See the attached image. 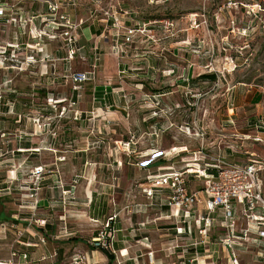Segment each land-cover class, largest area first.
Segmentation results:
<instances>
[{
	"label": "rangeland",
	"instance_id": "obj_1",
	"mask_svg": "<svg viewBox=\"0 0 264 264\" xmlns=\"http://www.w3.org/2000/svg\"><path fill=\"white\" fill-rule=\"evenodd\" d=\"M120 5L130 20L174 21L173 35L160 22L157 41L137 35L125 48L126 63L134 67L131 60L154 54L176 68L164 70L171 74L161 81L145 79L146 92L125 96L126 112L109 115L110 105L82 113L85 98L68 106L70 71L94 68L95 76L98 69L87 47L76 51L80 28L70 57L68 39L37 16L47 12L42 0H0V264H70L79 254H88L81 264H264L257 234L226 245L220 209L206 234L199 231L201 208L193 207L177 223L184 233L167 236L160 214L169 190L151 182L153 174L204 160L264 163V137L256 138L264 131V0ZM92 8L91 0H79L77 16L87 19ZM58 51L67 58L59 60ZM125 83L124 90L137 91L135 82ZM202 180L190 175L188 186L198 190ZM147 217L155 221L141 225ZM108 220L113 243L92 252L90 241ZM243 225L239 217L237 234Z\"/></svg>",
	"mask_w": 264,
	"mask_h": 264
},
{
	"label": "built area",
	"instance_id": "obj_2",
	"mask_svg": "<svg viewBox=\"0 0 264 264\" xmlns=\"http://www.w3.org/2000/svg\"><path fill=\"white\" fill-rule=\"evenodd\" d=\"M47 7V12L38 14L40 20L45 22L53 29V34H59L68 39V52L70 57L75 51V35L81 26L87 23V19L95 20L97 12L103 14V19L110 24V28L118 36H124V42L130 43L137 35H144L151 41H157L154 29L158 26L167 33L174 27V21L170 18L147 19L141 21L130 18L126 15L131 12L120 5V0H91L93 8L87 19L77 16V5L79 0H42ZM154 0H151V2ZM233 5V2H230ZM130 21V24H129ZM60 29V30H58ZM45 31V30H44ZM168 35H173L171 32ZM54 36V35H53ZM122 50V43L116 45V51ZM95 69L70 71L67 76L71 84V99L68 106L74 105L85 89L87 81L93 77ZM67 109V105H62V111ZM258 139V137H256ZM260 139V138H259ZM128 149L130 142L127 141ZM197 167L182 168L181 170L169 168L167 171L153 174L151 182L154 188L169 189L168 203L171 208V215L175 217L183 216L181 221L184 223L189 216L190 208L202 205L199 213V231L202 234L207 233V229L212 226L217 209L221 210L224 227L227 230L226 245H231L233 239L238 237L242 240H249L252 233L257 234L264 241V193L262 171L264 163L256 160H250L243 164L227 162L221 158L202 163L197 162ZM36 173L42 172L41 167H36ZM192 175L196 178H203L204 186L198 190H193L188 186V178ZM152 188L149 195H153ZM236 204L241 208L237 209ZM243 219L244 225L240 227L237 234L236 224L239 217ZM112 218V217H111ZM110 220L106 225L94 235L90 241L92 252L97 249L109 248L113 239H111ZM183 226H176L178 234L184 233ZM110 231H106V230ZM153 257V252H150ZM87 255L79 254L73 258L70 264H81L87 261ZM85 264H95V262H86Z\"/></svg>",
	"mask_w": 264,
	"mask_h": 264
},
{
	"label": "crops",
	"instance_id": "obj_3",
	"mask_svg": "<svg viewBox=\"0 0 264 264\" xmlns=\"http://www.w3.org/2000/svg\"><path fill=\"white\" fill-rule=\"evenodd\" d=\"M102 21H103L102 23L100 21H97V19L91 20L89 22L87 21V23L83 24L79 30V36H78L79 41H78V46L76 47V51H78V53L80 54V50L82 48L84 49L85 47H87V49H89L90 52L89 54L90 61L93 63L97 62L98 69H96L97 71L96 75L92 79H89L87 81V88L85 91L81 93L76 103L79 104L81 98H85L88 100L89 104L87 108L79 107V110L82 111V113L89 111V109H91L90 107L92 108L96 107L98 110L101 109L105 110V108L108 105H110V108L109 107L107 108L110 109L109 110L110 112L107 111V114L112 115L113 114L112 111H118L119 113H115V114L120 115L121 112L125 113L126 112L125 110L127 109V107H129L128 104H125L126 102V99L124 98L125 96L128 95L132 99L135 96V94L138 95V92H140L139 93L140 95L145 93L146 92L145 90L147 88L145 79L147 80L156 79L161 81L160 80L161 75L171 74V72L166 73L164 70H166L167 68L168 69L174 68L175 70L176 66H173L172 64L169 63L168 67H164V64L160 60L161 58L153 54V49H154L153 47L149 50L153 55H149L148 57H141L140 59H133L131 61H133L132 65H134V67L129 66L128 63H126V61L123 59L125 56L124 52H126L125 48L129 45V43L124 42V36L122 34L117 36L115 32L112 30V28H110V24L106 23V21L103 18ZM27 38L28 35L26 37L25 36L23 37L24 40H26ZM102 40H104L103 43ZM118 43H122V50L120 52L116 51V45ZM103 47L105 48L102 50ZM57 53H58L57 58L59 60H65L67 58L66 54L63 53L62 51H58ZM97 55L99 56L97 57ZM142 56H146V54ZM170 59L172 60V58ZM66 62H63V65H67ZM162 69L164 71L163 73H162ZM189 72L191 73L192 70L190 69ZM174 73L175 71H173L172 74ZM134 76H138L137 80L132 79ZM123 77H127L126 79L128 81L135 82L134 85H136L137 91L131 92L128 90H124L123 87L128 88L129 86L127 85V83H125L126 79L125 81L124 79H122ZM113 83L114 85H112ZM141 87H143V89ZM111 105H115L114 106L115 110H111L112 109ZM145 112L146 114L144 115V118L146 117V115L150 114V112L149 111L147 112V110ZM226 120L228 119L226 118ZM260 132L261 133L258 134L257 137L259 138L264 137L263 135L264 131H260ZM227 150L229 151V149ZM227 150H224V152ZM199 179L202 180L203 178L200 177ZM201 207L202 205H199L198 209H200ZM139 211L141 212L145 210L141 209L138 210L137 212ZM147 214L148 213H144V216H147ZM181 215L182 213L180 214V217L172 216L170 206L166 204L163 207V212H161L160 216L165 218V220H168L165 221L164 226H162V229L167 232L165 233L167 236L170 235V237L172 238V233L176 235L178 234L176 232V226H180L179 224L177 225V223H179L181 219H183V216ZM153 221H155V217H153V219L147 217V219L140 222V224L143 226L146 224L149 225L150 223H153ZM38 231L42 232L43 231L42 227H40ZM139 240H143V239L139 238ZM151 240L154 241L158 239L157 237H155L154 239L152 238ZM55 253L57 254V252ZM125 253H127L126 250H124L123 255H125Z\"/></svg>",
	"mask_w": 264,
	"mask_h": 264
},
{
	"label": "trees",
	"instance_id": "obj_4",
	"mask_svg": "<svg viewBox=\"0 0 264 264\" xmlns=\"http://www.w3.org/2000/svg\"><path fill=\"white\" fill-rule=\"evenodd\" d=\"M109 256H110V258H113V255H110V254H108Z\"/></svg>",
	"mask_w": 264,
	"mask_h": 264
}]
</instances>
